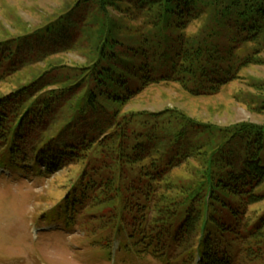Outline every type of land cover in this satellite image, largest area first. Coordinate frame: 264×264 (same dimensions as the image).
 <instances>
[{"label": "trees", "instance_id": "obj_1", "mask_svg": "<svg viewBox=\"0 0 264 264\" xmlns=\"http://www.w3.org/2000/svg\"><path fill=\"white\" fill-rule=\"evenodd\" d=\"M7 35L0 83L18 68L31 77L0 94V165L28 169L19 141L33 135L30 171L70 175L42 219L82 221L94 235L128 232L143 262L177 264L158 241L170 231L193 264H229L223 248L234 241L247 257H264V209H255L264 205V123L221 126L178 108L127 107L151 89L218 97L264 65V0H67L39 26ZM70 53L83 61L68 63ZM254 87L247 99L264 113V81ZM86 112L95 130L78 118ZM185 167L194 179L175 180ZM133 253L124 255L134 261Z\"/></svg>", "mask_w": 264, "mask_h": 264}, {"label": "rangeland", "instance_id": "obj_2", "mask_svg": "<svg viewBox=\"0 0 264 264\" xmlns=\"http://www.w3.org/2000/svg\"><path fill=\"white\" fill-rule=\"evenodd\" d=\"M66 1L0 0V39L7 37V34L16 35L24 30H32L39 26L52 17L56 11L60 10ZM66 56L64 58L67 59L68 63L83 61L81 56L76 53H70ZM53 59L51 60L59 61V58L54 57ZM24 70L16 69L12 72L13 80L0 83V94H6L17 88L18 79L27 82L31 76L30 72L22 74ZM263 81L264 65H259L244 71L243 77L236 80L232 86L224 90L218 97L191 99L178 88L171 90L151 89L127 107L129 110L138 111L178 108L196 119L221 126L240 122L263 124L264 113L257 111L255 103L249 100L256 92L254 85ZM78 118L89 128L95 130L92 113L86 112L78 115ZM142 120L151 123L153 116L144 114ZM51 127L52 125L48 130ZM102 128L103 125L98 127L99 130ZM146 134L147 129L142 131V136L137 141L145 140ZM26 135L27 133L24 132L23 136ZM23 138L25 139L19 141L23 159H29L30 164L34 165L35 155L31 150L36 145L37 140L33 135ZM60 152L56 149L57 155ZM195 165L194 163L191 167ZM191 167L189 171L187 167L181 169L174 174L173 178L181 182L192 181L194 176ZM83 171L84 168L82 167L79 171V178ZM7 173L0 175V264H121L118 259L119 254L127 252L130 248L136 251L139 247L142 248V244H137L134 240L124 243L118 242L121 245L118 252L115 249L118 232L94 235L88 229H85V224L77 228V226L68 225L64 220L53 223V219L48 216H45L42 220L39 219L40 215L52 208L55 201L63 194L65 183L70 177L69 174L57 171L54 175L52 173L51 178L48 179L47 176L38 178L30 174L27 177H20L17 173L12 174V176L10 172L7 171ZM130 181L131 179L126 180V183ZM256 208L261 211L264 209V205ZM65 211H67L66 208ZM79 220H82V218ZM89 220H91L90 217ZM129 220L131 224L136 221L134 217H129ZM47 224L56 225L59 229L52 233H41L39 241H34L32 238L34 230L41 229L43 228L41 225ZM94 225L98 226V229L100 228L99 222ZM171 235V231L161 232V238L158 240L160 244L165 245V252L177 264L180 263L179 260L183 264H193V260L191 261L193 256L182 249L184 245L180 250L176 243L173 245L169 242ZM183 236L189 238L187 239L188 243L195 240V233H191L187 237L186 235ZM105 241H110L112 248L104 246L109 244H106ZM91 243L94 245L91 246ZM229 249L225 250L223 248L224 252L228 254V259H231L229 264H264V257L255 258V260L247 257L242 250L241 243L238 241L232 242ZM236 253L240 256L238 255L235 261ZM184 258L187 260L184 261ZM133 264L162 263L150 257L145 262L140 261Z\"/></svg>", "mask_w": 264, "mask_h": 264}]
</instances>
